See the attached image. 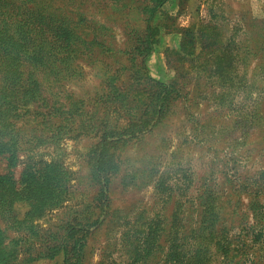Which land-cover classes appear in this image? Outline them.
Wrapping results in <instances>:
<instances>
[{"label": "rangeland", "instance_id": "1", "mask_svg": "<svg viewBox=\"0 0 264 264\" xmlns=\"http://www.w3.org/2000/svg\"><path fill=\"white\" fill-rule=\"evenodd\" d=\"M173 1L0 0V264H264V0L202 7L224 76Z\"/></svg>", "mask_w": 264, "mask_h": 264}, {"label": "trees", "instance_id": "2", "mask_svg": "<svg viewBox=\"0 0 264 264\" xmlns=\"http://www.w3.org/2000/svg\"><path fill=\"white\" fill-rule=\"evenodd\" d=\"M155 1H156V4L152 7L153 13H155V11L160 6V3H162V0H158V2H157V0H155ZM161 13L164 14V12H161ZM199 21H200V18L198 17L197 20L193 24H191L188 27L182 28L184 30V32H186L187 37L183 38L181 48H180V54L187 57V59H189V61L193 60L194 62H196L195 68L197 70V73L199 75H201L202 72H204V69L206 71L207 64L213 65V63L215 62L216 59L223 61V58L220 55L222 47L217 48V46H216L210 52L209 51L205 52L206 40L209 37H211V34L210 33L208 35L206 33L204 34L203 30L201 29V26L198 25ZM154 30H155V28L153 29V31ZM152 35H153V33H152ZM212 38L213 39L217 38V34H215ZM211 42H210V44H212ZM214 43H216V41H214ZM204 53L205 54L206 53L211 54V56L215 55L212 62L210 59H205V62H204L205 67H204L203 62H201V58H202V55ZM215 65L217 67V72L223 76L227 75V73L229 72V68L231 67L229 62H226V64H224V62L217 61V62H215ZM145 77H147L146 79L149 80L147 73H145ZM182 77L183 78L185 77L184 73L179 72L177 74V77H175V79H173V81L167 85V89L169 90V94L171 92H173V94H178L180 96L181 87L185 86V82H184V84L182 83ZM167 99H168V96H167ZM168 109H169V106L167 103V104H165V109H164L163 114H165L168 111ZM138 126H139V122H137V124H135V127H138ZM153 126H155V125H153ZM137 131L138 130H136L135 134H137ZM106 146L107 145L104 144L103 147H106Z\"/></svg>", "mask_w": 264, "mask_h": 264}, {"label": "crops", "instance_id": "3", "mask_svg": "<svg viewBox=\"0 0 264 264\" xmlns=\"http://www.w3.org/2000/svg\"><path fill=\"white\" fill-rule=\"evenodd\" d=\"M240 3L245 0H238ZM206 0H188L185 7H181L179 1H173V11L171 12L176 18L179 26L186 27L193 24L199 17L202 7L205 5Z\"/></svg>", "mask_w": 264, "mask_h": 264}]
</instances>
